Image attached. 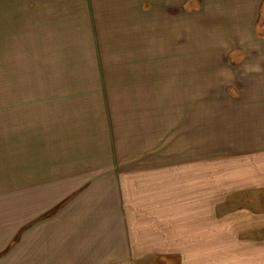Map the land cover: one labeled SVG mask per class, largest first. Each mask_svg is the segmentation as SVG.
Returning <instances> with one entry per match:
<instances>
[{"label":"crops","instance_id":"crops-1","mask_svg":"<svg viewBox=\"0 0 264 264\" xmlns=\"http://www.w3.org/2000/svg\"><path fill=\"white\" fill-rule=\"evenodd\" d=\"M56 1L106 26L119 18L141 39L151 33L155 48L190 49L198 33L200 57L152 58L153 83L156 72L168 83L160 96L186 99L152 105V124L167 120V131L142 151L120 155L118 168L24 185L22 204L0 200V264L175 255L183 264H208V256L264 264V0Z\"/></svg>","mask_w":264,"mask_h":264},{"label":"rangeland","instance_id":"rangeland-1","mask_svg":"<svg viewBox=\"0 0 264 264\" xmlns=\"http://www.w3.org/2000/svg\"><path fill=\"white\" fill-rule=\"evenodd\" d=\"M71 6V1L0 0L3 204L13 196L22 204L24 185L48 179L55 186L56 175L66 180L77 169L117 167L120 155L142 151L167 131V120L152 124V105L159 110L164 103L178 106L186 99L160 96L167 94L168 83L157 72L158 83H153L157 66L151 62L154 57L199 58L198 33L191 34L190 49L155 48L151 33L141 39L123 29L119 18H110L106 26L104 18L73 15ZM172 79L171 89L183 88L179 75ZM198 84L192 81L190 87ZM217 259L206 261L219 264ZM181 261L178 255L154 256L127 264Z\"/></svg>","mask_w":264,"mask_h":264}]
</instances>
